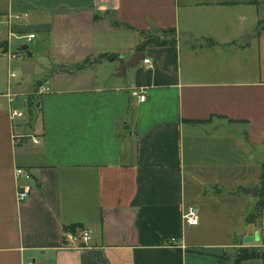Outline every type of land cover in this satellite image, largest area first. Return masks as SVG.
Masks as SVG:
<instances>
[{"label":"crops","instance_id":"crops-1","mask_svg":"<svg viewBox=\"0 0 264 264\" xmlns=\"http://www.w3.org/2000/svg\"><path fill=\"white\" fill-rule=\"evenodd\" d=\"M0 45V264H218L224 246L200 250L183 215L207 199L200 152L218 161L226 136L230 173L260 183L264 0H0ZM246 225L264 249V208Z\"/></svg>","mask_w":264,"mask_h":264},{"label":"rangeland","instance_id":"rangeland-1","mask_svg":"<svg viewBox=\"0 0 264 264\" xmlns=\"http://www.w3.org/2000/svg\"><path fill=\"white\" fill-rule=\"evenodd\" d=\"M166 35L165 38L169 36L171 39L173 37L172 34ZM224 131L230 132L231 130L225 128ZM227 138L226 136L225 143L222 146L223 154L218 156V161H215V154H212L210 149L208 152H200L202 166L198 172L202 176V181H206L207 185L203 186V192H205L207 199L198 206L201 224L195 229H191L193 234L191 239L205 247V249L200 248L203 251H207L206 248L208 247L211 250L212 246L217 248L220 247L219 245H223L224 249L220 255L225 254L231 257L230 264H233L237 250L240 247H247L246 245L244 246L243 239L245 236L242 233L247 229V218L251 216L260 197L259 190L257 194L246 193L245 189L249 187L242 186L243 178H236L230 173L231 170L229 168H233L238 159L233 156V153H230V141H226ZM233 157L234 160H232ZM216 164H223L222 168L224 170L220 167H215ZM219 173L223 175L222 178L218 175ZM228 174L231 175L228 176ZM216 179H222V182L210 186V183L215 182ZM252 180L254 179L250 178L247 181L253 182ZM255 187L259 188V186ZM253 237L256 238V236ZM255 247L261 248L260 246Z\"/></svg>","mask_w":264,"mask_h":264},{"label":"built area","instance_id":"built-area-1","mask_svg":"<svg viewBox=\"0 0 264 264\" xmlns=\"http://www.w3.org/2000/svg\"><path fill=\"white\" fill-rule=\"evenodd\" d=\"M16 19H20V17L16 16ZM10 34H11V36H15L21 40H24L27 43L32 42L36 38L35 33L16 34V33L11 32ZM3 53H4V46L0 45V55ZM10 57L13 59V58L17 57V55L11 54ZM144 62L148 64V63H150V59L145 58ZM16 76H17V72L13 71L10 73L11 79L15 78ZM10 85H11V81H10ZM46 91H49L48 86H43L40 89V92H46ZM136 94H137L140 101H145L147 98L146 90H144V89H141ZM7 96H9V101L11 103V109H10L11 119L14 121L18 118L24 117L25 116L24 112L21 109H18L17 107H15L13 105L15 100H16L15 94L8 92ZM21 137H24V135H21V134L15 135V139H19ZM34 141L37 142L36 139H34ZM16 172H17L18 176H24L27 179L31 178V173L28 172L27 170H25L24 168H18ZM30 193H31L30 187L24 186V185H19L18 192H17L18 201L22 202V201L27 200L30 196ZM183 217H184L185 222L189 225H198L200 222L199 213H198V210L195 206H190L185 211ZM68 239L72 243H74L75 245H79L80 242H83L84 244H88L89 240H90V236H89V233L87 231H84L81 236H77L75 234H69ZM176 241H177L176 238L171 239L172 243H174ZM25 264H42V263H40L36 259H32V260H29L28 262H26Z\"/></svg>","mask_w":264,"mask_h":264},{"label":"trees","instance_id":"trees-1","mask_svg":"<svg viewBox=\"0 0 264 264\" xmlns=\"http://www.w3.org/2000/svg\"><path fill=\"white\" fill-rule=\"evenodd\" d=\"M150 41V40H149ZM34 102H30V108L34 106ZM202 121H195L194 123H200ZM259 197L260 200L258 201L254 211L252 212L251 216L247 218V223H256L258 219L262 217L263 208H264V162L262 163V171L260 175V183H259ZM257 217V218H256ZM66 232H70L73 234H78L79 232L83 231L84 226L81 224H72L67 225L64 227ZM218 264H230L231 257L223 255H217ZM255 258H263L264 259V249L257 248V247H240L237 252L236 256L233 259V264H241L243 261L248 259H255Z\"/></svg>","mask_w":264,"mask_h":264},{"label":"water","instance_id":"water-1","mask_svg":"<svg viewBox=\"0 0 264 264\" xmlns=\"http://www.w3.org/2000/svg\"><path fill=\"white\" fill-rule=\"evenodd\" d=\"M147 44H148L147 41L140 44L137 48V52L134 54V56L129 61H127L124 56H120V60H121L120 71L122 74H125L127 67L137 65L144 58L143 49ZM28 47H29L28 45H25L23 49L28 50ZM258 190H259L258 187L245 189L246 193H251V194H257Z\"/></svg>","mask_w":264,"mask_h":264}]
</instances>
